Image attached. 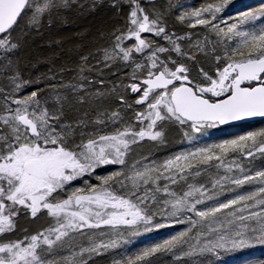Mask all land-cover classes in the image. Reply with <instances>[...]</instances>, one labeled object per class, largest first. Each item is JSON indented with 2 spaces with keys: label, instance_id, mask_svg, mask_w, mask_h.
Instances as JSON below:
<instances>
[{
  "label": "snow or ice",
  "instance_id": "6c2138e0",
  "mask_svg": "<svg viewBox=\"0 0 264 264\" xmlns=\"http://www.w3.org/2000/svg\"><path fill=\"white\" fill-rule=\"evenodd\" d=\"M124 2L129 7L126 32L120 29L113 32L114 43L111 48L103 49V60L105 67H111V63L117 60L135 63L131 74L133 80L137 79V71L146 72L142 81L127 87L132 93L140 94L135 105L146 106L145 111L135 113V121L140 125L147 121V124L138 131L129 125L115 134L94 136L87 143L74 144L71 139L73 125L62 122L64 98L56 97L58 107L45 106L47 101L41 103L39 88L15 98V93L27 85L38 84L39 80L25 81L18 72L14 73L10 77L14 87L3 97L0 111V236L14 231L15 217L22 208L30 210L32 217L46 210L56 223L24 239L0 242V264H55L46 260L42 253L50 252L70 232L104 225L114 229L117 238L93 243L81 250L82 253L101 254L119 248L122 241L128 243L123 240L120 226L131 229L132 235L140 234V226L144 232L169 226L157 220V216L174 218V223L187 224V227L162 242L142 248L135 256L113 260V264H161V255L171 253L180 260L194 252L206 254L208 264H216L224 253L264 245V171L248 175L243 174L241 168V176L225 175L213 182V188H220L215 195H206L203 185L189 184L186 191L177 192L168 184L163 188L157 184L162 177L177 184V177L186 180L185 174L193 168L197 169L194 175L199 176L198 166H211L213 161L217 162L215 167H225L231 172V163H225L230 153L250 157L255 152L264 155V129L195 151L181 152L159 166H145L125 177L131 181L133 189H138L141 184L157 185L154 191L163 192L166 198L160 204L155 195L151 196L155 211L146 203L149 199L147 190L143 196L135 191L123 196L112 190L116 183L124 186L119 179L125 175L123 171L105 176L97 174V170L104 166L124 165L131 144L144 139L163 143L167 124H178L199 133L205 128L233 121L264 118V0L259 7L244 11L225 27L220 26L225 23L223 20L214 21L230 0L208 3L178 17L182 22L186 18H195L191 27L203 25L215 31L218 37L235 40L234 47L222 58L217 57L218 64L221 61L227 63L222 70L218 67L215 78L201 69L198 77L191 79L189 68L170 55L172 51L185 54L166 30L164 13L157 12L154 7L147 10L141 0H112L111 6L119 9ZM68 4L69 0H0V50L7 55L20 47L13 34L20 29L22 21L26 20L28 26L38 29L41 17L50 16L53 9ZM258 20L262 21L260 26L254 23ZM245 25L249 27L242 30ZM144 33L160 37L172 47L160 46L154 39L142 36ZM125 40L133 43L126 46ZM134 54H141L144 57L142 62L136 63ZM161 54H165L164 59ZM84 70L82 66L80 71ZM65 87L75 90L72 85ZM83 99L80 97L81 102ZM119 100L126 107H133L124 96ZM103 115L99 114L97 123H103ZM118 118L119 112H112L109 117L113 121ZM184 135L192 138L187 131ZM93 174L100 181L98 185L74 189L63 200L54 195L71 181ZM254 182L259 184L255 191L237 195L226 202L217 200L211 207H197L222 195L225 183L242 187ZM184 213L192 215L185 219ZM190 239L196 244H189ZM186 244L189 245L188 251L183 250Z\"/></svg>",
  "mask_w": 264,
  "mask_h": 264
},
{
  "label": "rangeland",
  "instance_id": "374dc122",
  "mask_svg": "<svg viewBox=\"0 0 264 264\" xmlns=\"http://www.w3.org/2000/svg\"><path fill=\"white\" fill-rule=\"evenodd\" d=\"M218 0H141L142 6L147 10L153 7L157 12L164 13L163 22L166 30L173 40L180 45L181 53L178 55L172 51V59L178 63H183L189 68V76L197 78L203 69L215 78V74L224 66L226 61L218 64L217 57H223L226 51L235 46V40L229 41L226 38L218 37L215 31L203 25L191 27L195 18L185 19L183 22L178 19L185 12H191L206 6L208 3H215ZM261 0H230L225 9L217 14V21L221 27L226 23H232L244 11L259 7ZM112 0H69L67 7L53 9L50 16L41 17L39 28L30 27L27 21L21 22L20 29L13 35L16 37L20 47L13 53L5 54L0 50V111L3 108V97L11 93L14 87L10 82V77L18 72L21 79L25 81L39 80L38 84L25 86L20 92L15 93V98L28 95L32 90L41 89V103L47 101L45 106L58 107L56 97L59 95L63 99L64 116L62 122L73 125L71 139L74 144L87 143L90 137L99 135H112L117 130H123L129 125H133L134 130H139L140 125L135 121V113L145 111V105H135V100L139 98V93H132L130 87L132 83H138L146 77V72L137 71V79L133 80L131 74L135 68V63L117 60L111 63V67H105L103 60V49L111 48L114 43L113 32L120 29L126 32L129 7L126 2L121 4L119 9L111 6ZM30 15V13H29ZM207 15V14H206ZM260 26L262 21L254 22ZM249 27L242 26V30ZM142 36L154 39L160 46L171 48L172 45L160 37H154L150 33ZM132 40H125L124 44L130 46ZM165 54H161L164 59ZM192 59H189V57ZM87 57L85 61L84 58ZM144 57L141 54H134L136 63L142 62ZM84 71L81 72V67ZM84 77V79H81ZM202 78V77H201ZM66 85L75 86V90ZM124 96L133 107H126L119 100ZM80 97H83L81 102ZM10 103V101H9ZM15 107V105H12ZM112 112H119V118L115 121L109 119ZM100 113H103V123H97ZM84 123L81 124L80 122ZM264 129V122L252 123L249 125H238L229 128L216 127L205 128L199 133L191 132V129L178 124H167L165 127L164 142L144 139L136 144H131L125 155L124 165H107L103 169H98L97 174L101 176L110 175L115 171H123L124 176L119 179L124 182V186L116 183L113 191L118 195L127 196L135 191L137 195L143 196L145 191L149 192L147 205L153 211L156 210L155 203L151 199L155 195L156 202L162 204L163 192H155L157 185L149 183L147 186L141 184L138 189H133L131 181L125 177L130 176L135 170H143L145 166H159L167 159L174 157L181 152L195 151L200 147H205L214 143H222L225 140L234 139L248 132ZM187 131L191 139L184 135ZM213 161L211 166H198L200 175L195 176L196 168L186 173V180H179L178 183L171 184L163 177L157 184L163 188L168 184L172 190L182 192L187 190L189 184L195 186L203 185L206 195H215L220 192L217 186L213 188V182L221 177L241 176L243 174L255 175L257 171H264V155L255 152L254 156H247L241 153H230L225 163H231L232 171L228 172L225 167L217 168ZM135 165V169L133 168ZM236 165H239L237 167ZM155 175V173L153 174ZM165 175H168L165 173ZM99 180L96 174L84 176L71 181L65 189L59 191L57 199L65 198L77 188H85L86 185H98ZM259 187L257 182L236 187L230 183H225L222 195L213 200H206L198 208L211 207L237 195L248 194ZM170 210V209H169ZM25 211V209H21ZM20 211V212H21ZM191 213H184L186 219ZM45 216L34 218L26 216L15 217V229L1 238V241L21 240L25 236H31L38 232L55 226V219L51 216L47 218L45 225L42 219ZM160 222L168 224V227L154 229L151 232H144L140 226V234L132 235L131 229L120 226L123 233L121 246L110 249L101 254L82 253L81 250L90 247L93 243L107 242L109 239L117 238L115 230L109 226L102 225L100 228H85L80 232H70L62 243H58L50 252H43L46 260H51L55 264H113V260L126 259L135 256L142 248L162 242L164 239L179 233L187 227V224L174 223V218L156 217ZM189 244L195 245V240H189ZM184 251L189 250V245L184 246ZM215 259V258H213ZM161 264H208V256L194 252L191 256H182L180 260L169 253L160 256ZM264 261V245H254L253 247L242 249L236 252L224 253L216 264H261Z\"/></svg>",
  "mask_w": 264,
  "mask_h": 264
},
{
  "label": "water",
  "instance_id": "95a60500",
  "mask_svg": "<svg viewBox=\"0 0 264 264\" xmlns=\"http://www.w3.org/2000/svg\"><path fill=\"white\" fill-rule=\"evenodd\" d=\"M257 122H264V118L253 117V118H248V119L243 120V121H233V122H230L228 124L219 125V126L222 128H229V127L238 126V125H249V124L257 123Z\"/></svg>",
  "mask_w": 264,
  "mask_h": 264
},
{
  "label": "flooded vegetation",
  "instance_id": "af4514ba",
  "mask_svg": "<svg viewBox=\"0 0 264 264\" xmlns=\"http://www.w3.org/2000/svg\"><path fill=\"white\" fill-rule=\"evenodd\" d=\"M63 199H66V198L63 196V198H62L61 200H63ZM18 215H19L21 218H23V217H26V216H31V213H30V210H26V209H25V211H21V212H19ZM42 216H45V217H46L45 219H42L43 222H44V224L46 225V224H47V218L49 217V215H48V213H47L46 210H42V211L39 212V213L37 214V216L34 217V218H38V217H42ZM31 217H32V216H31ZM6 234H7V233H6ZM6 234H4L3 236H0V242H2V241H1V238L4 237V236H6ZM3 242H5V241H3Z\"/></svg>",
  "mask_w": 264,
  "mask_h": 264
}]
</instances>
